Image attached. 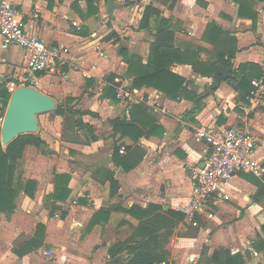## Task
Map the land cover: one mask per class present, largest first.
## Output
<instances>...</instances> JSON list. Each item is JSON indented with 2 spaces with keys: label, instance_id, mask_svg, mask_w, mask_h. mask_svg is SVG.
Segmentation results:
<instances>
[{
  "label": "crops",
  "instance_id": "obj_1",
  "mask_svg": "<svg viewBox=\"0 0 264 264\" xmlns=\"http://www.w3.org/2000/svg\"><path fill=\"white\" fill-rule=\"evenodd\" d=\"M10 1L30 34L66 51L52 70L30 73L23 50L17 46L2 48L0 38V87L20 81V85L32 86L56 103L52 111L36 115L37 129L29 132L37 135L41 144H26L16 162L15 183L20 182L21 191L13 212H0V264L8 263L2 262L4 258L9 264H44V259L48 260L46 264H106L113 257L104 261L103 255H108L115 243L125 242L142 219L168 210L182 213L193 168L201 166L206 150V145L196 139L199 127L250 126L263 140L255 152L262 165L264 111L257 107L264 106V92L253 100L250 94L246 100H239L234 75L219 68L223 64L221 51L225 57L234 49V70L248 62L264 71L262 2L250 0L256 11L253 22L238 15L239 4L233 0H112L113 17L107 9L109 0H94L93 4L90 0ZM147 5L161 12V26L173 32L171 45L180 52L179 60L169 66L184 79L177 99L145 83L132 85L147 64L151 43L156 39L154 16H149V26L140 25ZM132 55L140 65L130 71ZM192 64H214L212 75L222 71L228 76L210 91L212 75H201L191 68ZM34 78L37 84L31 81ZM253 79L264 85V77ZM109 87L115 94L107 91ZM117 89L127 90L130 101L119 100ZM1 110L0 103L3 121ZM1 125L0 144L4 149ZM139 132L142 134L136 139ZM116 147L118 162L123 166L115 165ZM111 174L117 182L113 193L108 179ZM257 179L264 188V176H234L228 183L231 187L227 186L230 199L213 205L211 216L199 215L193 234H178L186 230L184 225L190 226L184 215L170 232L165 230L168 264L187 260L197 264L192 257L201 255L197 252L201 244L210 252L203 258L215 250L229 249L228 242L236 248L230 250L231 254L246 249L251 234L249 218L242 213L240 216L231 202L233 198L242 200L245 187L257 188L253 183ZM29 181L33 185L29 186ZM56 187L64 198L54 197ZM256 196L251 198L255 204L248 215L262 210ZM234 202L241 206L242 201ZM132 206L138 207L133 215L123 211ZM99 210L102 212L97 214ZM234 213L237 220L223 223L224 217ZM38 223L44 230L36 238ZM263 226L264 215L260 214L256 238L259 236L262 242ZM126 227L131 231L125 237L119 233L107 236L108 230ZM34 237L37 243L28 244ZM169 241L174 247L168 245ZM129 245L134 247L133 243ZM251 249L264 252V247ZM244 251L246 264L250 252ZM177 258L179 263H175ZM261 258L264 262V255Z\"/></svg>",
  "mask_w": 264,
  "mask_h": 264
},
{
  "label": "trees",
  "instance_id": "obj_2",
  "mask_svg": "<svg viewBox=\"0 0 264 264\" xmlns=\"http://www.w3.org/2000/svg\"><path fill=\"white\" fill-rule=\"evenodd\" d=\"M96 1V0H95ZM239 4L238 15L240 17L251 18L252 21H255L256 11L253 9V2L250 0H233ZM263 3L264 0H257ZM88 2H94L90 0ZM93 4V3H92ZM94 12L97 11L96 8L93 9ZM154 16L153 28L156 30V39L151 43L150 49V58L145 66H143V71L138 72V76L132 85L140 86V84H147L156 88L157 90L163 92L166 96L172 99H177L181 96V88L184 83V79L175 74L170 70L169 66L173 60H179L178 55L179 51H176L171 45L173 32L162 27L161 25V12L156 8L147 5L144 9L143 16L141 18V26H149V16ZM211 26V25H210ZM215 29L220 30L215 24H213ZM235 50H231L226 53L221 51V58L223 64L219 68L225 70L228 74H233L236 79V84H234L235 89L240 93L241 100H246L249 96L253 86L251 85V80L254 77L261 78L264 77V71L260 69L258 65L253 63H242L238 66L237 70L233 69L231 59L234 56ZM129 70L137 69L140 65L139 59L135 56L130 57ZM138 61V62H137ZM141 67V66H140ZM191 68L199 72L201 75L211 76L216 66L214 64H205L202 66L191 65ZM257 68V72L255 69ZM253 74V75H252ZM113 81V77L110 79ZM264 81V80H263ZM210 91L215 90L214 86L209 87ZM108 92L115 94V89L109 87ZM10 92L5 86L0 87V103L2 110L7 105ZM59 112V111H57ZM142 133H138L136 139ZM42 141L38 138L37 135L32 133H25L16 136L11 142H9L4 149H2L0 144V212L9 215L13 212L16 206V199L21 191L20 182L15 183V167L17 160L22 156V152L26 144H35L39 146ZM118 148L114 149V159L115 165L121 164L118 162ZM118 162V163H117ZM123 166V164H121ZM254 176V175H253ZM264 176V175H263ZM111 182V192L113 193L117 182L113 179L112 174L108 178ZM259 188L262 189V184L260 180H256ZM33 181H29L28 185H33ZM56 187L55 198H61ZM114 209V208H112ZM134 209L138 207L132 206L130 209H123L124 212H127L133 215ZM99 210L97 214L101 213ZM110 212V210H106ZM135 215V214H134ZM146 216V215H145ZM147 217V216H146ZM183 214L177 211L168 210L165 212H158L151 217L142 219L138 225L135 227L132 235L125 241L115 243L109 249L111 257L123 252L126 250L129 254L127 259L121 264H168L167 262V252L164 250V232H170V229L175 226V221L182 219ZM144 218V217H143ZM95 221L93 219L92 223ZM91 226V225H90ZM44 230L42 224H37V230L35 232L36 238L39 236L40 232ZM264 230V226H263ZM38 241V240H37ZM35 237L28 243L30 245H35ZM130 243L134 244V247L129 245ZM254 248L259 250L260 247H264V242L260 239L254 243ZM262 245V246H259ZM173 264V263H172ZM206 264H245L243 255L241 253L231 254L228 249L215 250L211 256L206 260Z\"/></svg>",
  "mask_w": 264,
  "mask_h": 264
},
{
  "label": "built area",
  "instance_id": "obj_3",
  "mask_svg": "<svg viewBox=\"0 0 264 264\" xmlns=\"http://www.w3.org/2000/svg\"><path fill=\"white\" fill-rule=\"evenodd\" d=\"M72 25L79 29L76 21H72ZM0 38L2 48L17 46L23 50L30 73L52 70L62 60L63 51H66L30 34L10 0H0ZM31 81L37 84L38 79ZM251 84L253 89L250 96L253 100L263 94L264 85L254 79ZM15 86L14 82H10L7 90L11 93ZM129 94L124 89L116 91V97L121 101H130ZM195 135L197 141L206 145L205 155L201 166L193 168L189 198L180 208L185 221L193 227L198 226L199 215L211 216L213 205L230 199L227 184L234 176L250 173L262 179L264 174L261 161L255 156L263 140L249 127L205 126L196 129ZM119 151L122 153L124 147L121 146ZM181 264H190V260Z\"/></svg>",
  "mask_w": 264,
  "mask_h": 264
},
{
  "label": "water",
  "instance_id": "obj_4",
  "mask_svg": "<svg viewBox=\"0 0 264 264\" xmlns=\"http://www.w3.org/2000/svg\"><path fill=\"white\" fill-rule=\"evenodd\" d=\"M114 6L112 0L107 3L109 15L113 17L110 9ZM228 74L219 71L213 75L215 88ZM55 101L32 86L20 85L12 91L1 125V143L7 145L19 134L36 131V115L55 109ZM123 255L109 259L106 264H120Z\"/></svg>",
  "mask_w": 264,
  "mask_h": 264
},
{
  "label": "rangeland",
  "instance_id": "obj_5",
  "mask_svg": "<svg viewBox=\"0 0 264 264\" xmlns=\"http://www.w3.org/2000/svg\"><path fill=\"white\" fill-rule=\"evenodd\" d=\"M235 70H237V68ZM21 83L22 82L17 81V82H15V85L19 86ZM213 83H214V79H213V75H212V77L210 79V84L213 85ZM238 99L239 100L241 99L240 93H238ZM260 109H262L264 111V106H262L261 104H259V106L257 107V110H260ZM1 115H2V118H3L4 111H2V110H1ZM1 122H2V119L0 120V125H1ZM248 127H250V126H248ZM263 160H264V158H263ZM262 167L264 168V161L262 162ZM253 183L255 185V184H257V181L255 180ZM257 185H255V186H257ZM228 186L231 187V183ZM256 195L259 197V201H260L259 204L262 206V210H260L259 212H256V214H254L253 216H251V215H248L247 213H248L249 209L251 208L252 204H255V203H253V201L251 200V198H254V196H256ZM240 196H242V198H241L242 200H238L239 198H233L231 204L234 205L239 210V211H236V212H238V214H240V216H242V214H244L243 215L244 217L249 218V223L247 225V228L251 230V234H249L247 236V242H245L246 243V249H244V250H248L246 252H250V253H249V257H248V259L246 261V264H264V262H262V258H261L262 255H264V254L261 255V253H264V252H261V253L260 252H257V253H255L251 249V248H253V250L259 251V250H256L254 248V245H255L254 243H256L260 239L259 236L257 238H256V236H257V233H258V225H259V221H260V214H263L264 215V188L262 187V189H260L259 188V185L257 186V188L256 187H252V188L251 187H249V188L248 187H245L243 189V191H242V193H241ZM234 201H237V202L238 201H242L241 204H240L241 206H238V204H236V202H234ZM224 219H226V221L223 222L225 224L228 223V222H234L235 220H237V218H235V213L232 214V215H227L226 217H224ZM209 222H212V221L210 220ZM184 226L186 227V230L183 228L180 232H178L179 235L193 234V231H196L198 229V227H193L191 225L188 226L187 224L184 225ZM130 231H131V229L130 228H127V227L124 228L123 230H119V231H115V230H112L111 231V230H108V235L107 236L109 238H111L113 235L119 233L120 234V237H125V236H127L130 233ZM254 239L256 241L254 243H251V241L254 240ZM232 243L231 242H228V244H226V246L229 248L228 249L229 251L230 250L233 251V250L236 249L234 247V245H232ZM251 244H252V247H251ZM168 245H171L172 247H174V245H172V242L171 241H169ZM98 246H96V247H98ZM239 250H240V252H238V253H241V254L244 251L243 249H240V248H239ZM197 252L198 253L201 252V255L197 256V258H196V256H194L192 258L194 260H197V264H206V260L211 256V255H209V256L203 258L204 257L203 255L206 252L207 253H210V252H208V246H205V244H201L197 248ZM121 254L123 255V260L120 262V264L123 261H125L127 259V257L129 256V254H128V252L126 250H124L123 253H121ZM109 257H110V253H108V255H107V253H106V255H103L104 261H106L107 259H109ZM2 260H3L2 262H6V263L8 262L7 264L10 263L9 260H8V258L7 259L4 258ZM47 261L48 260L44 259V264H46ZM176 262L179 263L180 262V258H177V260H175V263Z\"/></svg>",
  "mask_w": 264,
  "mask_h": 264
}]
</instances>
